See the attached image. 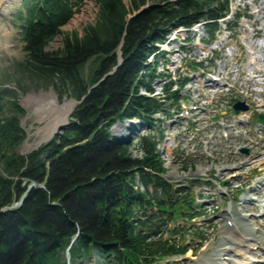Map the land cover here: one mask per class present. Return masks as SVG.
I'll return each mask as SVG.
<instances>
[{
  "label": "trees",
  "instance_id": "trees-1",
  "mask_svg": "<svg viewBox=\"0 0 264 264\" xmlns=\"http://www.w3.org/2000/svg\"><path fill=\"white\" fill-rule=\"evenodd\" d=\"M24 1L25 13L18 11L24 52L15 61L18 71L32 88L53 85L79 102L60 133L25 155L15 152L24 129L12 115L0 117V152L5 151L0 157V264H66L64 250L74 236L70 260L96 255L104 264H156L185 254L190 248L185 235L197 228L169 224L199 204L190 186L174 187L162 177L165 167L156 146L161 133H142L129 143L109 128L125 117L151 128L154 112H168L180 96L171 82L163 89L165 102L140 93L152 91L157 63L147 61L153 43L171 28L189 27L201 18L209 20L205 28L212 38L228 0H94L95 21L80 34L64 33L53 49L48 44L83 0ZM118 51L120 64L92 87L117 64ZM93 56L97 64L86 82L79 70ZM9 103V110L21 112L15 101ZM131 147L140 155L134 157ZM30 183L34 186L27 190ZM193 214L183 220L206 216Z\"/></svg>",
  "mask_w": 264,
  "mask_h": 264
},
{
  "label": "rangeland",
  "instance_id": "rangeland-1",
  "mask_svg": "<svg viewBox=\"0 0 264 264\" xmlns=\"http://www.w3.org/2000/svg\"><path fill=\"white\" fill-rule=\"evenodd\" d=\"M124 1L126 3L129 2V0ZM228 3L230 13H246L248 15L241 17L235 25L233 24L235 18H233L232 14L226 15L224 21L221 20L218 23L220 30L216 37V41L213 42L215 50L219 51V49H221L220 52L223 51L224 45V47L226 46L225 52L227 54L232 56L240 54L234 66L233 60L229 62V71H227V73L231 70L233 71L228 73L230 77L228 85L219 88L220 92L218 94H214L213 92L210 93L208 91L214 89L203 88L197 81L198 78L195 75V79H189L191 87L187 89V87L184 86L181 89V94L185 99H180L178 105L179 108L184 109L187 107L193 111L190 113L189 120L181 118L173 123L171 119H167L166 117L165 121H162V130L164 131L166 140L161 145L164 147L161 159L165 167V172L162 177L174 187L186 184L189 185L190 181H196V184H193L191 189L193 195L200 196L197 209H192L189 212L184 210L186 214L181 215L177 223L170 222L169 225H183L182 222L184 220L182 221V219H185L184 216H186L187 213L192 215L194 212L202 211L201 209H203L206 216H199L191 221H184L186 227H191V229L200 227L197 228L195 234L187 236V238L190 239V246L193 249L187 251L185 258L171 257L162 261L161 264H194L195 256H208L212 248H217L219 246L223 237L221 234V226L226 223V210L231 209L232 212L234 211L233 213L241 211L242 216H245V213H248V216L252 214L251 221L258 227L260 226L258 220L260 223L264 222V214L262 213L264 211H261L263 208L261 207L259 209L254 206L256 204L260 205L261 202L257 200L248 201V199H246L247 197L249 198V196L258 198L260 196L258 195L259 190H256L258 188H262V191H264V131L257 132L253 130L251 123L236 122V116L231 107L233 100L239 99V101H244L249 105L248 110L244 113L247 116L244 115V118H249V120L253 118V113L258 112V110H261V112L264 111V95L252 93L249 89L246 90V84H244V76L249 72V68L246 67V61L249 60H247V58L253 57L254 59H260V61L257 60L258 67L260 62L264 64V0H228ZM19 10H21L22 14L25 13V1L10 0L6 8H4L3 13L0 15V117L4 118L3 116L6 114L12 115V118L16 119L17 125L19 127L23 126V128L28 131V136H26L25 133L22 143L15 149V152L18 154L21 151L23 152V148L27 142L30 145L28 148L29 151L26 150V153L44 145L54 133H60L62 131L63 127L68 123V118L70 116L69 113L65 121L67 123L55 129L50 137L44 141L37 142L40 138V133L36 132L39 128L44 126L45 122L42 120L39 121L38 115L29 114L28 109L22 107V101L26 99V94L28 92H48L52 89L60 101H73L75 103L74 106L79 102L73 95L53 85H48L47 87L35 86L32 88V83L29 78L27 76H22L21 72L18 71L15 61H19L24 56L20 36L22 21L18 17ZM97 10L94 0H84L79 10L68 23L62 26L61 33L56 35L48 44L47 49L59 47L64 33H71L74 31L79 34L82 33L85 25L95 21ZM135 12L137 13L138 10ZM134 14L135 13L132 15ZM227 24L234 26L231 34L228 28H226ZM259 28L263 29L262 33L258 31ZM178 32V36L191 38L189 43L194 48V52L197 51L198 54L195 59L198 60L203 58L200 53H210L209 47L201 40H197L198 37L204 36V34H202V25H196L193 30H180ZM257 32L261 33L259 34L261 36H258ZM206 35L207 34H205V36ZM214 36H216V34ZM178 45V41H176V44H171V50L173 51L168 54V58L177 59L182 56L183 52H180ZM166 48H169V46L166 45ZM117 55L118 63L112 67L113 70L121 62V52L118 51ZM185 58L194 59V55L183 57L180 61L182 62L181 66L179 62L173 63L172 65L168 63L165 67H156L155 72L170 73L171 78L177 80L179 75L177 76V73H173L172 70L179 65L181 74L185 75L186 73L183 68H181L184 66L183 61ZM96 64L97 57L93 56L81 66L79 72L86 82L92 80L93 70ZM207 70L213 71V67H206V71ZM198 73H201V70ZM11 76L19 78L20 82L11 80ZM187 76H190V74ZM99 79L95 84L99 83ZM160 84L161 83H159L157 79L151 82L154 94H161ZM173 87L174 86H172V88ZM214 87H217V85ZM141 92L144 93V91ZM203 93L206 96H204ZM193 99L198 101L197 109H191L194 104L192 101ZM9 101H15L18 106L22 108L21 112L14 113L11 108L9 110ZM207 107L210 109L207 110ZM175 108L176 107L171 106L167 110L171 114ZM255 109L258 110L255 111ZM162 116L163 114L158 113L155 117ZM22 118L23 122L21 124ZM216 118H218L220 122L224 119V123L227 126L225 128L227 131V133H224L225 135L221 133L220 126L215 121ZM115 123L116 124L111 127L110 132L118 136L122 134L128 135L129 140L131 139L133 143L136 142L138 133L146 132L145 128L139 125L135 133H126L123 130L125 123H127L126 121ZM247 128H250L251 131L248 132ZM259 135L260 140H257L256 136ZM25 140H27V142H25ZM241 148H246L248 153L244 154L241 152ZM131 151L134 157L140 155V152L134 147H131ZM2 163L3 162L0 160V171ZM237 172H239L237 177H231L232 173ZM249 173H252V175L259 174L258 178L263 180V182L251 183V174L249 176L247 175ZM244 183H247V186L240 195H237L236 190L240 188V184L243 185ZM24 195L23 193L17 201H22ZM262 195V201L264 202V194L262 193ZM244 198L246 200H244ZM231 199H234V201H231ZM208 222H216V224L212 226L208 224ZM198 234L201 235V240L197 238L196 235ZM67 250L68 246L64 250L65 258H67L68 255L66 254ZM233 255L232 253L231 257H234ZM235 257L241 258L239 256ZM68 264L103 263L98 260L96 255H92L88 259L73 260Z\"/></svg>",
  "mask_w": 264,
  "mask_h": 264
},
{
  "label": "bare ground",
  "instance_id": "bare-ground-1",
  "mask_svg": "<svg viewBox=\"0 0 264 264\" xmlns=\"http://www.w3.org/2000/svg\"><path fill=\"white\" fill-rule=\"evenodd\" d=\"M9 1L0 0V15ZM22 103L29 114H36L39 121L45 122L36 132L40 133L37 142L46 140L55 129L64 124L75 104L73 101H60L56 94L46 91L28 94ZM29 145L27 142L23 152L28 150ZM258 193L262 197L264 191L260 190ZM233 212L231 209L226 210V223L221 226L223 237L219 246L212 248L208 256H195L194 264H264V222L260 223L258 220L260 224L258 227L251 221L252 214L248 216V213H245V216H242L241 211ZM208 224L215 226L216 222ZM232 253L234 257H231Z\"/></svg>",
  "mask_w": 264,
  "mask_h": 264
},
{
  "label": "water",
  "instance_id": "water-1",
  "mask_svg": "<svg viewBox=\"0 0 264 264\" xmlns=\"http://www.w3.org/2000/svg\"><path fill=\"white\" fill-rule=\"evenodd\" d=\"M118 63V62H117ZM111 71H113V69L112 70H110V71H108V72H106L100 79H99V82L101 81V80H103L108 74H110L111 73ZM98 84V83H97ZM96 85V84H95ZM94 86V85H93ZM92 86V87H93ZM41 92H43V91H39L38 93H41ZM48 92H53L54 94H55V92H54V90H49ZM31 93H35V94H38V93H36V92H34V91H30V92H28L26 95H28V94H31ZM22 107H24V109H26V106L22 103ZM233 108H234V110H235V112H238V111H240V110H242V109H246L247 107L244 105V103L243 102H236V103H234L233 104ZM258 121L259 122H263L264 121V114H260L259 115V117H258ZM22 122H23V118L21 119V124H22ZM67 122H65L64 124H66ZM64 124H62V125H60L58 128H60V127H62ZM25 133H26V136H28V131L27 130H25ZM25 142H27V140H25ZM243 151L244 152H247V150L246 149H243ZM8 153H11V151L10 150H8L7 151ZM26 153V151H24V152H20V154H25ZM4 155V152H1V156H3ZM34 184L32 183V184H30L29 186H28V188H30L31 186H33ZM41 187H43V186H41ZM21 200V199H20ZM20 202V201H19ZM14 205H16V203L15 204H13L12 206H14Z\"/></svg>",
  "mask_w": 264,
  "mask_h": 264
},
{
  "label": "flooded vegetation",
  "instance_id": "flooded-vegetation-1",
  "mask_svg": "<svg viewBox=\"0 0 264 264\" xmlns=\"http://www.w3.org/2000/svg\"><path fill=\"white\" fill-rule=\"evenodd\" d=\"M1 156V155H0Z\"/></svg>",
  "mask_w": 264,
  "mask_h": 264
}]
</instances>
